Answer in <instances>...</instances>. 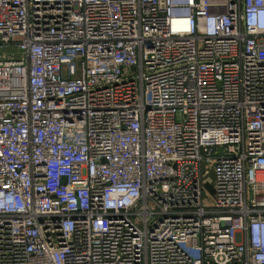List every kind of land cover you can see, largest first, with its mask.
<instances>
[{
  "label": "built area",
  "instance_id": "2783aa9c",
  "mask_svg": "<svg viewBox=\"0 0 264 264\" xmlns=\"http://www.w3.org/2000/svg\"><path fill=\"white\" fill-rule=\"evenodd\" d=\"M0 264H264V0H0Z\"/></svg>",
  "mask_w": 264,
  "mask_h": 264
},
{
  "label": "rangeland",
  "instance_id": "374dc122",
  "mask_svg": "<svg viewBox=\"0 0 264 264\" xmlns=\"http://www.w3.org/2000/svg\"><path fill=\"white\" fill-rule=\"evenodd\" d=\"M204 185H205V195L212 196L213 193V173L212 171H208L206 176L204 177Z\"/></svg>",
  "mask_w": 264,
  "mask_h": 264
}]
</instances>
